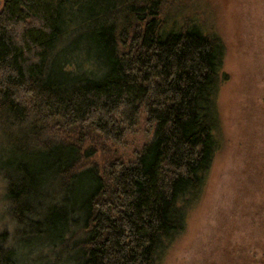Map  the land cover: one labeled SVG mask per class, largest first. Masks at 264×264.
Wrapping results in <instances>:
<instances>
[{"label":"trees","instance_id":"1","mask_svg":"<svg viewBox=\"0 0 264 264\" xmlns=\"http://www.w3.org/2000/svg\"><path fill=\"white\" fill-rule=\"evenodd\" d=\"M177 10L0 0V264H163L184 234L220 148L225 48ZM140 118L125 163L112 145Z\"/></svg>","mask_w":264,"mask_h":264},{"label":"rangeland","instance_id":"2","mask_svg":"<svg viewBox=\"0 0 264 264\" xmlns=\"http://www.w3.org/2000/svg\"><path fill=\"white\" fill-rule=\"evenodd\" d=\"M170 3L222 40L225 81L219 151L202 198L163 264H264V0ZM143 121L112 145L125 163L149 140Z\"/></svg>","mask_w":264,"mask_h":264}]
</instances>
